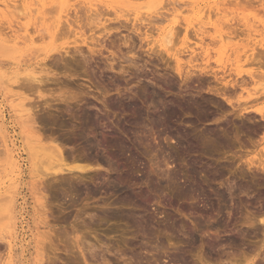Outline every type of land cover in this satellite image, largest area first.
Listing matches in <instances>:
<instances>
[{"label": "rangeland", "instance_id": "rangeland-1", "mask_svg": "<svg viewBox=\"0 0 264 264\" xmlns=\"http://www.w3.org/2000/svg\"><path fill=\"white\" fill-rule=\"evenodd\" d=\"M27 1L0 0L2 12L17 7L4 14L10 24L0 21V235L15 236L10 260L0 242V264H264V0H69L67 10L49 0L48 28L61 23L54 36L24 9L40 0ZM52 43L67 48L45 56ZM39 65V92L8 79ZM145 95L158 125L146 114L132 120L127 105L145 108ZM95 133L125 146L97 150L114 173L106 162L65 179L39 173L37 146L92 155L84 136ZM186 188L192 194H177Z\"/></svg>", "mask_w": 264, "mask_h": 264}, {"label": "bare ground", "instance_id": "bare-ground-1", "mask_svg": "<svg viewBox=\"0 0 264 264\" xmlns=\"http://www.w3.org/2000/svg\"><path fill=\"white\" fill-rule=\"evenodd\" d=\"M27 1V0H26ZM25 0H21V4H24L25 2H26ZM31 1V0H30ZM32 1H34V0H32ZM69 0H55V1H51L53 4H54V7L53 8H51V9H54L55 8V5H56V9L58 10V5L62 8H65V10H67V8L68 7H70V5L71 4H69V2H68ZM89 1V0H88ZM87 1V2H88ZM143 1V0H142ZM37 3V1L35 0L33 3ZM47 2H49V0H40L39 1V3H37L36 4V8L35 9H33V10H30V8H31V6L29 7V4L27 5V6H24V9H29V11L27 10V13L28 12H30L28 15H30L31 14V12H32V15H31V17L32 16H35V15H37L36 16V18H38L41 22H40V24H39V26L41 25H43L42 26V29L41 28H38V30L40 31V30H45V32L47 33L48 32V34H50V35H53L54 36V32H55V30L58 28V24L60 25L61 23H60V20L58 21V22H56V24L55 25H53V29L51 28H48V23L46 24V14H45V5H49L50 4V2L49 3H47ZM79 2V1H78ZM155 2V4H156V1H154ZM176 2V0H173V3H175ZM186 2V1H185ZM188 2V1H187ZM27 3H28V1H27ZM86 3V2H85ZM153 3V2H152ZM158 3V2H157ZM189 3H191V2H189ZM30 4H32V2L30 3ZM79 4H81V3H79ZM151 4V3H150ZM149 4V5H150ZM219 4H221V3H219ZM33 5H35V4H33ZM52 5V4H51ZM84 5V4H83ZM86 5H87V3H86ZM86 5H85V7H86ZM163 5V4H162ZM75 6V5H74ZM80 6V5H79ZM93 7V8H95V5H92L91 3H90V7ZM47 7V6H46ZM75 7H77V5L75 6ZM81 7V6H80ZM161 7V6H160ZM10 8H13V10L15 9V8H17L16 6H13L12 5V7L10 6V5H6L5 6V9H8L7 11L9 12V10H10ZM83 8V7H82ZM82 8H80V9H82ZM163 8V7H162ZM69 9V8H68ZM77 9V8H76ZM86 9H87V7H86ZM90 9V8H89ZM201 10H203V8H200ZM79 9H77V11H78ZM95 10V11H94ZM97 10H98V7H97ZM96 10V8L95 9H93V12H94V16H93V18H92V21L94 20V19H96L97 20V22H99L100 21V19H99V17L101 16V14H100V12L99 11H97ZM159 10V9H158ZM170 10V9H169ZM208 10V9H207ZM4 11V10H3ZM6 11V10H5ZM7 11L6 12H2L1 10H0V21H2L6 16H4V14H6L7 13ZM11 11V10H10ZM48 11V10H47ZM64 11V10H63ZM83 11V10H82ZM134 11V13H136V12H138V10L137 9H134L133 10ZM212 11V10H211ZM214 11V10H213ZM80 12V11H79ZM10 13V12H9ZM75 13H77V12H75ZM82 13V12H81ZM83 13H84V11H83ZM133 13V14H134ZM155 13H159V12H155ZM176 13V9H173L172 11H171V13L170 14H172V15H174ZM202 13V12H201ZM211 13V12H210ZM217 13H219V12H217ZM49 14V13H48ZM47 14V15H48ZM80 14V13H79ZM138 14V13H137ZM161 14V13H160ZM64 15V14H63ZM83 15V14H82ZM100 15V16H99ZM139 15V14H138ZM147 15V14H146ZM149 15V14H148ZM198 15V14H197ZM203 15V14H202ZM216 15V14H215ZM67 16H68V14H67ZM87 16V15H86ZM135 16H137V15H135ZM204 16V15H203ZM202 16V17H203ZM207 16H208V14H207ZM84 17V16H83ZM89 17V16H88ZM87 17V18H88ZM200 17V16H199ZM7 18V17H6ZM5 18V20H6V23L5 24H7V22L10 24V19L8 18V19H6ZM13 18V17H12ZM50 18V17H49ZM71 18V17H70ZM67 19V18H66ZM91 19V18H90ZM141 19H143V18H141ZM51 21H52V19H50ZM50 20H49V22H50ZM95 20V21H96ZM143 20H147V18H145V19H143ZM149 20V19H148ZM200 20V19H199ZM219 21V20H218ZM67 22H68V20H67ZM76 23H77V21H75ZM81 22V21H80ZM101 22V21H100ZM179 22V21H178ZM199 22V21H198ZM197 22V23H198ZM55 23V22H54ZM70 23V22H69ZM103 23V22H102ZM182 23V22H181ZM65 24V23H64ZM187 24H188V27H189V22H187ZM191 24V23H190ZM46 25V26H45ZM66 25V24H65ZM68 26H69V24H67ZM76 25V24H75ZM75 25H74V27H75ZM90 25V24H89ZM186 25V24H185ZM10 26V25H9ZM52 25H50L49 27H51ZM62 26V25H61ZM64 26V25H63ZM81 26H83V25H81L80 24V27ZM95 26V25H94ZM65 27V26H64ZM73 27V28H74ZM104 27H106V26H104ZM187 27V26H186ZM187 27V28H188ZM61 27L59 26V28L58 29H60ZM76 28V27H75ZM92 28V27H91ZM165 28V27H164ZM191 28V27H190ZM57 29V30H58ZM105 30V28H103L102 27V30ZM175 29H176V27H172V26H170V27H168V29H163L162 31H161V41L159 42L160 43V46L167 52H170L169 50H172V48H173V46H172V42H173V36H174V31H175ZM186 29V28H185ZM46 30H48V31H46ZM109 30V29H108ZM107 30V31H108ZM158 30V29H157ZM197 30H199L200 31V33H197V34H201V36L203 35V34H205L206 32H207V30L206 29H204V27L203 26H198L197 27ZM196 30V31H197ZM103 32V31H102ZM105 32V31H104ZM107 33H109V32H107ZM106 33V34H107ZM79 34V37H82V38H80V40H81V42L82 43H85V40H87V39H85L86 37H84V34H83V32H79L78 33ZM159 34H160V32H159ZM221 34V33H220ZM93 35H95V34H93ZM99 35V34H98ZM97 35V36H98ZM96 36V37H97ZM219 36H222V35H219ZM52 37V36H51ZM91 37V36H90ZM90 37H89V40H91L90 39ZM104 38V37H103ZM16 38H13L12 40H15ZM94 39V38H93ZM24 40H26V39H24ZM76 41H77V39H75ZM74 40V42L76 43V41ZM79 40V41H80ZM100 40V39H99ZM103 40V39H102ZM160 40V39H159ZM21 41V40H20ZM27 41V40H26ZM94 41V40H93ZM92 41V42H93ZM96 41V40H95ZM25 42V41H24ZM23 42V43H24ZM86 42H88V41H86ZM90 42V41H89ZM98 42V41H97ZM104 42V41H103ZM18 43V41H14L13 42V44H17ZM26 43V42H25ZM18 44H20V43H18ZM48 44H50V43H48ZM170 44V45H169ZM14 45V46H15ZM20 45H22V43L20 44ZM19 45V46H20ZM51 45V44H50ZM95 45V44H94ZM93 45V47H95ZM100 45V44H99ZM104 45V44H103ZM23 46V45H22ZM31 46V45H30ZM48 47H49V45H47ZM26 47V46H25ZM25 47H24V49H25ZM28 47V46H27ZM39 47V46H38ZM37 47V48H38ZM43 47H45V46H43ZM65 47V46H64ZM63 46H58V47H55V46H53V43H52V47L50 48V49H45L46 50V54H45V56H48L49 54H50V52L51 51H57L58 49V51L57 52H60V50L62 49V50H66L65 48H67V47H65L64 48ZM76 47V46H75ZM92 47V48H93ZM13 48V49H12ZM11 49L12 50H14V48L15 47H12ZM33 48V47H32ZM31 48V49H32ZM42 48V47H41ZM40 48V49H41ZM77 48V47H76ZM79 48V47H78ZM88 48H89V46H88ZM91 48V47H90ZM8 49H10V47L8 48ZM16 49V48H15ZM23 49V48H22ZM26 49H28V48H26ZM25 49V50H26ZM34 49V48H33ZM44 49V48H43ZM75 49V48H74ZM25 50H24V52H25ZM76 50H78V49H76ZM75 50V51H76ZM80 50V49H79ZM15 51H17V50H15ZM27 51H29V50H26V52L25 53H27ZM42 53H44V51H41ZM24 53V54H25ZM65 53L67 54L68 53V51H65ZM79 53V52H78ZM193 53V52H192ZM191 53V54H192ZM24 54H22V55H24ZM178 53L176 52H174L173 53V57H174V59H175V61L176 62H178V59H179V55H177ZM27 56V55H26ZM35 57V56H34ZM34 57H32L33 59H34ZM31 58V57H30ZM49 58V57H48ZM26 58H24V60H25ZM27 60H28V58H27ZM27 63V62H26ZM37 63H39V62H37ZM36 63V64H37ZM40 63H42V62H40ZM44 63V62H43ZM46 63V62H45ZM38 65V64H37ZM51 65V64H50ZM41 66V67H40ZM53 66V65H52ZM25 67V66H24ZM40 68H41V71H42V65H39V67H36V66H32V67H28V68H25V69H20V70H22V71H19V69L18 70H14V71H11L10 72V74H13L12 75V77H9L8 79H9V81L12 79V81H14V84H15V82H17L18 83V81H21V78H22V81H25L26 80V83L24 84L23 82L20 84V83H18L17 84V86L18 87H22V84H24V86H23V89L24 90H27V91H31L32 89H33V83L35 82V83H37V85L35 86V88L36 87H38V88H36L37 89V91L36 90H34L35 92H39V88H40V86H38V84L39 83H41V77L38 75L39 74V72H40ZM46 71V70H45ZM214 74V73H213ZM216 74V73H215ZM213 76V75H212ZM46 77V76H45ZM223 77V76H222ZM217 78H218V76L215 78L216 80H217ZM45 79V78H44ZM49 79V78H48ZM221 79H223V81H224V78H221ZM6 81H7V78H6ZM44 81V80H43ZM49 81V80H48ZM219 81V80H218ZM220 81H222V80H220ZM11 82V81H10ZM217 82V81H216ZM228 82V81H227ZM224 83H226V82H224ZM42 84V83H41ZM219 84V83H218ZM223 84V83H222ZM221 84V85H222ZM227 85H228V83H226ZM40 85V84H39ZM226 85V86H227ZM223 86V85H222ZM221 86V87H222ZM225 86V85H224ZM225 86V88H227ZM11 87V86H10ZM13 87V86H12ZM16 87V86H15ZM14 87V88H15ZM218 88V87H217ZM224 88V89H225ZM18 89V88H17ZM21 90V89H20ZM219 90H222V89H219ZM22 91V90H21ZM33 91V90H32ZM31 91V92H32ZM226 91V90H225ZM217 92H218V90H217ZM216 92V93H217ZM224 92V91H223ZM32 93H34V92H32ZM215 93V94H216ZM219 93H221V91H219ZM225 93V92H224ZM224 93L222 94V95H224ZM220 95V94H219ZM28 95H26L25 97H27ZM29 97V96H28ZM222 97V96H221ZM226 96H223V98H225ZM143 98V101L146 103V106H145V108H142V107H140L139 105H137L136 103H134V102H132V103H129L128 105H127V107L130 109V111H131V115H132V120H133V122L134 123H138V120H139V118H142L143 117V115H145L146 114V117H154L153 118V120H154V124L155 125H158V124H160V122H161V120H162V118H160L161 117V115L159 114V112H158V106H157V104L153 101V100H151L149 97H147L146 95L145 96H143L142 97ZM227 99V98H226ZM225 100V99H224ZM29 103V102H28ZM25 104H26V102H25ZM24 103H22V107H23V110L21 111V113H25L26 114V117L28 118L27 120H26V126H27V128H28V134L29 135H31V136H33V139H34V137L36 138V140L38 141V142H40L41 141V139L39 138V136H36L35 135V133H36V129H34V124H36V118L32 115V111H31V107L30 106H27V104L25 105ZM168 112V110L167 111H165V113H167ZM20 113V114H21ZM23 113V114H24ZM151 114V115H150ZM1 116V115H0ZM1 118L2 119H4L2 116H1ZM25 118V117H24ZM1 124V123H0ZM38 124V123H37ZM27 134V135H28ZM37 134V133H36ZM30 136V137H31ZM29 137V138H30ZM215 140L211 143V141H209L210 142V145L208 144V146H206V148H211V146H213L216 142H219L218 141V139L219 138H214ZM222 139H223V136H222ZM221 139V141H223ZM3 142H4V146H5V148H7L8 146H9V143H8V141L7 140H3ZM84 142H85V147H86V150H88V151H91L93 154L92 155H81V156H79V157H74V156H71V155H64L63 154V152H62V148H60V146L59 145H57V144H52V146L49 144V146L47 145V146H45V145H43V144H40L39 146H37L39 149H41V150H39V149H37V150H39L40 152H42L41 153V155L38 157V158H40L39 160H40V163H39V165H38V167H40V169H38V171H39V173H41L42 175H44V176H52V177H59V176H61L62 174H64V179H65V175L67 174V173H76L77 175L78 174H82V173H86V172H88V171H90L93 167H94V164L95 163H97V165H99V164H101V162H106V163H108V166H109V169H110V171L112 172V173H114L115 172V165L113 166V164H111V156L109 155V156H107V155H105L104 157H102V156H100V155H98L97 154V150H98V148H104V149H106V147L108 146H113L114 147V152L115 153H119L120 152V150H121V148H122V146L123 147H125L124 146V144L122 143V141L117 137V136H115V135H113V136H111V137H109V138H100L99 137V135H97V133H95V135L93 136V138L92 139H90V138H87V137H85L84 136ZM42 143V142H41ZM216 145V144H215ZM34 147H36V145H34ZM15 149V148H14ZM36 149V148H35ZM207 149V150H208ZM212 149H213V147H212ZM34 151H36V150H34ZM39 152V153H40ZM11 154V153H10ZM13 155V154H12ZM35 155H37V154H35ZM37 157V156H36ZM35 158V157H34ZM38 158H37V160H38ZM38 160V161H39ZM37 162V161H36ZM35 164H38V162L37 163H35ZM96 165V164H95ZM37 166V165H36ZM102 166V165H101ZM95 168H98L97 166L95 167ZM108 169V170H109ZM37 170V169H36ZM35 170V171H36ZM34 171V170H33ZM110 172V173H111ZM38 173V172H37ZM37 173H35V174H37ZM38 173V174H39ZM66 173V174H65ZM41 177V176H40ZM74 177V176H73ZM62 179L61 180H64L63 179V176L61 177ZM52 179V178H51ZM59 179V178H58ZM57 179V180H58ZM60 180V181H61ZM70 180V179H69ZM110 180V179H109ZM56 181V180H55ZM59 181V180H58ZM71 181V180H70ZM63 182H65V181H63ZM62 182V183H63ZM73 182V181H72ZM120 180L118 179V178H112L111 180H110V182H109V184L111 185V187L112 188H114V189H118L119 188V184H120ZM73 184V183H72ZM40 185H38V187H39ZM68 192V191H67ZM187 192H190L189 191V189L187 190V188L186 189H184L183 191H177V194L178 195H181V194H183V195H186V193ZM63 193V192H62ZM191 193V192H190ZM41 194V193H40ZM187 194H189V193H187ZM192 194V193H191ZM6 197H8V196H6ZM5 198V197H4ZM39 206H41V205H39ZM43 209H44V205L42 204V206H41ZM4 208V207H3ZM1 209H2V207H1ZM42 209V210H43ZM41 210V211H42ZM2 211V210H1ZM40 211V210H39ZM44 211V210H43ZM4 213V212H3ZM41 213V212H40ZM45 213V212H44ZM37 214H39V212L37 213ZM46 214V213H45ZM7 215V214H6ZM8 215L9 216H12L11 215V212H8ZM8 215H7V217H8ZM44 215V214H43ZM1 216V215H0ZM2 216H4L3 214H2ZM39 216V215H38ZM40 216H42V215H40ZM45 216V215H44ZM6 217V216H5ZM6 217V218H7ZM43 217V216H42ZM1 219V218H0ZM45 219V218H44ZM1 223V222H0ZM3 227V226H2ZM5 227V226H4ZM6 231V230H5ZM1 233V232H0ZM5 234V232H3L2 231V234ZM7 233V232H6ZM6 235V234H5ZM5 235H0V242H3V244H5L4 246L7 248V252L9 253V256H7V258L9 257V259L8 260H10V257H12V251H13V247H14V243L13 242H15L14 241V237L12 238V236L11 237H6ZM11 235V234H10ZM2 246V245H1ZM39 254V253H38ZM41 254V253H40ZM42 255V254H41ZM84 257V256H83ZM12 259V258H11ZM48 259V258H47ZM262 259L264 260V258H263V256H262ZM261 259V260H262ZM9 262V261H8ZM41 262V261H40Z\"/></svg>", "mask_w": 264, "mask_h": 264}]
</instances>
